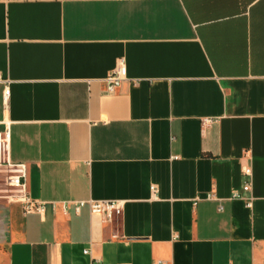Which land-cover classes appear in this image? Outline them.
Wrapping results in <instances>:
<instances>
[{
    "label": "crops",
    "instance_id": "1",
    "mask_svg": "<svg viewBox=\"0 0 264 264\" xmlns=\"http://www.w3.org/2000/svg\"><path fill=\"white\" fill-rule=\"evenodd\" d=\"M6 128L0 264H264V0H0Z\"/></svg>",
    "mask_w": 264,
    "mask_h": 264
},
{
    "label": "built area",
    "instance_id": "2",
    "mask_svg": "<svg viewBox=\"0 0 264 264\" xmlns=\"http://www.w3.org/2000/svg\"><path fill=\"white\" fill-rule=\"evenodd\" d=\"M127 77V69L124 58H120L117 62L116 68L107 76V89L113 93L116 88ZM9 96V88L5 90V98ZM211 122V120H204V124ZM11 139L9 129L6 128L0 132V172L5 175V182L8 192H16V197L21 202L27 212H43L45 206L43 203L35 202L27 193L26 185V164L13 163L10 159ZM243 174L250 178L243 186L244 191H251L252 188V168L251 166L243 167ZM153 191L155 190L152 187ZM233 197H240V193L235 192ZM252 199H249L248 206H251ZM70 205H73L77 212L88 206L93 216H99L104 221L110 222L115 218L121 216L124 211L125 202L122 200H82L64 203V210L67 211ZM55 207V204L53 203ZM156 264H167L162 260L157 261Z\"/></svg>",
    "mask_w": 264,
    "mask_h": 264
},
{
    "label": "rangeland",
    "instance_id": "3",
    "mask_svg": "<svg viewBox=\"0 0 264 264\" xmlns=\"http://www.w3.org/2000/svg\"><path fill=\"white\" fill-rule=\"evenodd\" d=\"M16 195V192H8L7 186L5 182V175L0 172V212H3L1 207L4 206V204H15L17 198L13 197ZM5 226H0V236L2 234V228Z\"/></svg>",
    "mask_w": 264,
    "mask_h": 264
}]
</instances>
